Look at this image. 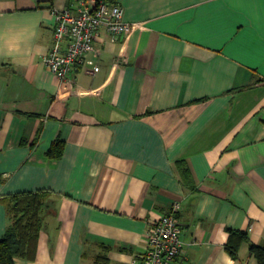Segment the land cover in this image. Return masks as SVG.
Masks as SVG:
<instances>
[{
	"label": "crops",
	"instance_id": "0c3cea01",
	"mask_svg": "<svg viewBox=\"0 0 264 264\" xmlns=\"http://www.w3.org/2000/svg\"><path fill=\"white\" fill-rule=\"evenodd\" d=\"M116 4L129 30H102L61 81L44 62L53 12L77 15L79 0H0V237L7 198L45 191L35 248L15 264H132L179 203L172 264H259L264 0Z\"/></svg>",
	"mask_w": 264,
	"mask_h": 264
},
{
	"label": "built area",
	"instance_id": "2783aa9c",
	"mask_svg": "<svg viewBox=\"0 0 264 264\" xmlns=\"http://www.w3.org/2000/svg\"><path fill=\"white\" fill-rule=\"evenodd\" d=\"M77 15L67 9H55V26L52 45L44 56V62L55 77L68 80L73 67L84 61L93 51L94 42L101 31L115 38L129 30L118 4H106L97 0H79ZM98 69H94V74ZM179 203H173L168 213L154 217L145 232L146 249L132 264H172L184 252L185 243L180 239L182 225L177 214Z\"/></svg>",
	"mask_w": 264,
	"mask_h": 264
},
{
	"label": "trees",
	"instance_id": "16d2710c",
	"mask_svg": "<svg viewBox=\"0 0 264 264\" xmlns=\"http://www.w3.org/2000/svg\"><path fill=\"white\" fill-rule=\"evenodd\" d=\"M106 4H116V0H97ZM63 142L56 140L53 142L47 156L58 159L61 157ZM182 168L180 175L182 180L190 183L191 173L183 163H179ZM7 224L3 235L0 237V264H15V258H26L29 252L35 248L39 232L44 224V215L49 210L48 195L45 191L20 192L10 195L7 200ZM234 233L231 232L232 236ZM242 234V233H241ZM240 236L247 240V236ZM249 251L257 259L259 264H264V245H257L249 242ZM231 252L234 247L229 245ZM104 256H99V261L106 264Z\"/></svg>",
	"mask_w": 264,
	"mask_h": 264
}]
</instances>
